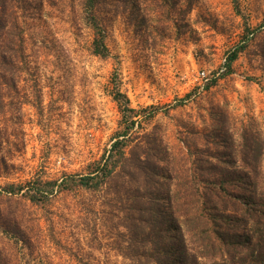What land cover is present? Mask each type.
<instances>
[{
	"label": "rangeland",
	"instance_id": "rangeland-1",
	"mask_svg": "<svg viewBox=\"0 0 264 264\" xmlns=\"http://www.w3.org/2000/svg\"><path fill=\"white\" fill-rule=\"evenodd\" d=\"M146 3L140 0L138 11L109 0L107 57L93 52L81 0H44L27 21L32 73L19 83L27 95V144L1 186L87 173L120 129L118 90L136 109L161 107L147 127L161 125L172 142L182 125L204 129L217 113L255 120L264 137V0H197L192 13H146ZM237 47L238 58L215 76ZM1 190L0 264L6 255L19 261L9 264H127L113 248L114 222L94 232L87 205L99 203V194L65 190L38 207L15 204ZM15 215L17 236L7 228ZM33 233L40 241L32 256L24 236Z\"/></svg>",
	"mask_w": 264,
	"mask_h": 264
},
{
	"label": "trees",
	"instance_id": "trees-1",
	"mask_svg": "<svg viewBox=\"0 0 264 264\" xmlns=\"http://www.w3.org/2000/svg\"><path fill=\"white\" fill-rule=\"evenodd\" d=\"M43 1L0 0V179L17 169L27 144V95L19 86L22 76L32 73L25 25ZM196 1L147 0L145 12L192 13ZM122 2L141 10L140 0ZM81 3L95 35L93 52L107 57L109 0ZM242 49L229 54L228 67ZM114 99L120 129L87 173L11 182L0 185L1 192L15 204L38 207L65 190L99 194V203L87 205L94 232L98 224L107 228L114 222L113 248L127 264H264V137L256 121L217 113L204 129L182 125L172 142L161 125L147 127L161 107L136 109L119 90ZM9 220L13 225H4L17 236V215ZM36 241L38 234L24 236L32 256ZM9 257L3 264L19 263L17 256Z\"/></svg>",
	"mask_w": 264,
	"mask_h": 264
},
{
	"label": "built area",
	"instance_id": "built-area-1",
	"mask_svg": "<svg viewBox=\"0 0 264 264\" xmlns=\"http://www.w3.org/2000/svg\"><path fill=\"white\" fill-rule=\"evenodd\" d=\"M227 69H228V61L227 59L225 58L220 66V68L218 69L217 73L215 76H220V75H223L224 73L227 72ZM200 76L201 78L203 79L204 83L206 82H209L210 81V77H208L207 73L205 71H202L200 73Z\"/></svg>",
	"mask_w": 264,
	"mask_h": 264
}]
</instances>
